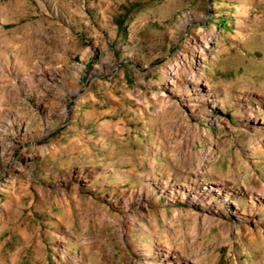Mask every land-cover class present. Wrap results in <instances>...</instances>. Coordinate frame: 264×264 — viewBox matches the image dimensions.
Masks as SVG:
<instances>
[{
  "label": "rangeland",
  "instance_id": "obj_1",
  "mask_svg": "<svg viewBox=\"0 0 264 264\" xmlns=\"http://www.w3.org/2000/svg\"><path fill=\"white\" fill-rule=\"evenodd\" d=\"M174 255L264 264V0H0V264Z\"/></svg>",
  "mask_w": 264,
  "mask_h": 264
},
{
  "label": "bare ground",
  "instance_id": "obj_2",
  "mask_svg": "<svg viewBox=\"0 0 264 264\" xmlns=\"http://www.w3.org/2000/svg\"><path fill=\"white\" fill-rule=\"evenodd\" d=\"M194 74V72H192ZM177 72L173 69L170 70V72L168 73V77H169V82L174 83L175 82V78H176ZM192 79L197 80L194 76H192ZM194 77V78H193ZM199 81V82H198ZM197 85L200 83V80H197ZM2 131V130H1ZM204 161L202 160L201 163L197 164V165H193V169H197L198 172H202V170L204 169ZM196 186V185H195ZM185 191L188 192V194H191V199L195 202H203V201H210V200H216V202L213 203V207L214 210L216 211H220L222 206V194H220V189H216V190H212L211 192H209L208 194H202L203 192V188L199 185H197L194 188L192 187H185ZM212 192L214 194H212ZM204 193V192H203ZM224 202V201H223ZM221 203V204H220ZM168 263L169 264H181V259H180V255H174V256H168ZM192 259H196L195 257ZM191 261H188V264H190ZM193 262V261H192Z\"/></svg>",
  "mask_w": 264,
  "mask_h": 264
}]
</instances>
